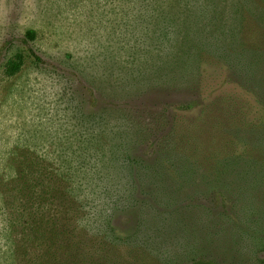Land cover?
Returning a JSON list of instances; mask_svg holds the SVG:
<instances>
[{
    "label": "rangeland",
    "instance_id": "374dc122",
    "mask_svg": "<svg viewBox=\"0 0 264 264\" xmlns=\"http://www.w3.org/2000/svg\"><path fill=\"white\" fill-rule=\"evenodd\" d=\"M141 8L136 0H0V264H85V246L90 243L86 233L96 246H103L105 237L111 236L112 242L135 232L133 213L116 214L111 224L115 233L100 225L110 204L102 206L106 199L98 191L109 187L122 191L128 185L105 179L96 167L83 168L78 173L82 180L77 177L65 184L72 185V191L82 184L77 194L87 204L85 215H72L64 198L54 199L34 189L36 173L42 168L36 163L39 157L86 153V145L74 152L66 143L78 135L108 137L105 130L93 133L92 128H84L95 112H122L131 126L143 127L144 139L130 155L152 163L154 147H160L171 133L182 142L179 151L200 165L235 150L229 146L234 140L232 114L241 124H263L264 105L238 86L220 64L206 62L198 85L194 82L188 88L132 85L139 60L131 59L129 49L121 56L115 53L140 41L143 24L135 17ZM17 55L23 65L11 76L8 65ZM127 80L130 85H123ZM192 102L196 104L191 111L174 107ZM244 143H238L239 151ZM177 164L166 166L168 191L159 186L154 197L169 195L180 185L187 164ZM40 182L48 183L43 177ZM187 183L169 199L172 207L183 202L184 213L178 216L183 221L168 220L160 232L150 233L146 245L115 242L121 247L116 263L189 264L202 259L212 264H264V251L256 241L243 244L219 223L220 202L206 188H188L192 182ZM91 184L97 185L92 193L86 190ZM148 189L154 191L152 186ZM204 208L212 215L201 213ZM167 210L160 209L174 211ZM100 211L103 216L97 218Z\"/></svg>",
    "mask_w": 264,
    "mask_h": 264
},
{
    "label": "trees",
    "instance_id": "16d2710c",
    "mask_svg": "<svg viewBox=\"0 0 264 264\" xmlns=\"http://www.w3.org/2000/svg\"><path fill=\"white\" fill-rule=\"evenodd\" d=\"M136 1L141 3L142 11L135 21L140 18L143 29L139 35L140 41L131 48L141 44V49L132 52L131 48H127L115 53V56H119L129 49L127 53L131 59L139 60L141 65L136 69L137 81L132 85L135 83L138 88H170L181 84L188 88L194 82L198 85L202 65L211 62L226 68L238 86L256 96L259 104L264 105V0ZM27 37L32 38L33 33L28 32ZM35 60L40 61L36 56ZM22 65L23 58L17 55L8 65L9 75L20 72ZM122 84L130 85V82L127 80ZM195 104L181 103L174 107L187 112ZM262 111L263 124L258 126L241 124L239 118L232 114L230 130L234 140L230 141L229 146L235 150L228 155L205 160L200 165L185 152L179 151L182 142L172 137L175 136L173 133L160 147H154L150 155L154 163L133 157L130 155L132 148L144 139L143 127L131 126L128 116L122 112H95L89 119L91 122H85L84 128H92L89 132L93 133L95 130H105L108 137L100 133L84 139L77 134L80 137L66 140V143L74 152L86 145V153L78 152L65 158L47 157L44 160L39 157L40 161L36 163L42 168L36 173L34 189L54 199L64 198L69 203L66 210L72 215L81 216L85 215L82 212L87 204L79 199L77 192L83 190V186L79 183L75 187L77 190L72 191V185L65 184L77 177L82 180L78 173L83 168L91 165L98 168L105 179L128 185L122 191L115 187L98 191L106 199L102 206L110 204V210L106 211L107 216L100 225H108L112 229L116 214L133 213L137 215L135 232L112 242L109 240L111 236L105 237L103 246H96L86 233L90 243L85 246V264H117L120 256L115 255L121 247L113 245L115 242L123 246L146 245L151 240L150 233L160 232V226H166L168 220L172 223L175 220L176 224L182 222L183 218L178 216L185 210L183 202L179 203L181 199L178 197L179 207H172L169 199L176 196L182 187L187 188V182H192L188 188H206L207 193L220 202L223 212L218 213L217 220L226 225L229 234L235 232L243 244L249 245L254 240L264 251V108ZM244 141L246 149L242 144L239 151L238 145ZM174 163L187 164L183 166L180 185L173 187L169 195L154 197L159 186L161 191L170 188L166 166L173 167ZM41 177L48 183L40 182ZM196 180L199 181L197 185ZM149 186L154 188L153 192L148 189ZM96 189L97 185L91 184L86 190L92 193ZM151 202L154 207L150 205ZM160 209L174 211L167 210V213ZM204 210L201 213L212 215V210ZM102 216L100 211L97 218ZM111 231L115 233L114 229ZM189 264L212 262L201 259Z\"/></svg>",
    "mask_w": 264,
    "mask_h": 264
}]
</instances>
